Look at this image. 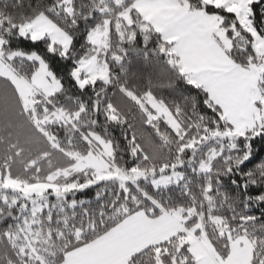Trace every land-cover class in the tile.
Here are the masks:
<instances>
[{
  "label": "snow or ice",
  "instance_id": "snow-or-ice-1",
  "mask_svg": "<svg viewBox=\"0 0 264 264\" xmlns=\"http://www.w3.org/2000/svg\"><path fill=\"white\" fill-rule=\"evenodd\" d=\"M0 264H264V0H0Z\"/></svg>",
  "mask_w": 264,
  "mask_h": 264
},
{
  "label": "trees",
  "instance_id": "trees-1",
  "mask_svg": "<svg viewBox=\"0 0 264 264\" xmlns=\"http://www.w3.org/2000/svg\"><path fill=\"white\" fill-rule=\"evenodd\" d=\"M24 2H25V4H27V0H24ZM40 47L42 48L43 45H41ZM115 131H116V135H119L120 134V130L119 129H117ZM146 131H150V130L146 129Z\"/></svg>",
  "mask_w": 264,
  "mask_h": 264
}]
</instances>
